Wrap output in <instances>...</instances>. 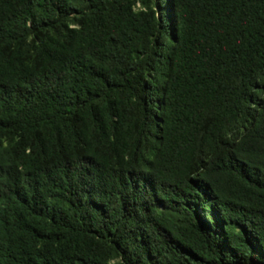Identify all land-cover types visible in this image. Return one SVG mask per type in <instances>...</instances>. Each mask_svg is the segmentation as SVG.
Segmentation results:
<instances>
[{
	"label": "trees",
	"instance_id": "trees-1",
	"mask_svg": "<svg viewBox=\"0 0 264 264\" xmlns=\"http://www.w3.org/2000/svg\"><path fill=\"white\" fill-rule=\"evenodd\" d=\"M0 264H264V0H0Z\"/></svg>",
	"mask_w": 264,
	"mask_h": 264
}]
</instances>
